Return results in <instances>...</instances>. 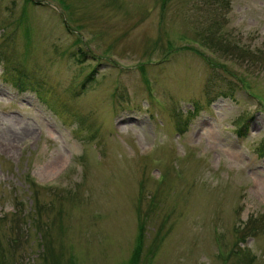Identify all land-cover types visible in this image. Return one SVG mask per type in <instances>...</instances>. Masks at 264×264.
<instances>
[{"label":"rangeland","instance_id":"374dc122","mask_svg":"<svg viewBox=\"0 0 264 264\" xmlns=\"http://www.w3.org/2000/svg\"><path fill=\"white\" fill-rule=\"evenodd\" d=\"M133 254L264 264V0H0V264Z\"/></svg>","mask_w":264,"mask_h":264},{"label":"trees","instance_id":"16d2710c","mask_svg":"<svg viewBox=\"0 0 264 264\" xmlns=\"http://www.w3.org/2000/svg\"><path fill=\"white\" fill-rule=\"evenodd\" d=\"M88 79H89V75H88ZM212 84L207 85L208 89L210 88L209 86L212 85ZM216 85L219 86L217 88V90L215 91L217 97H219V96L227 97V96H229L231 94L230 91H227V89L224 88V85H221V84H216ZM252 118H253V116H249L248 120H251ZM246 123H247V121H246ZM239 125L243 126V123H239ZM36 211L38 213L39 209H37ZM141 230H143V227L141 228ZM248 230L250 231L249 234H255L256 231L258 230V227H249ZM247 233L248 232L244 233V231L242 233H240L242 235V239L241 240H244V238L246 237L245 234H247ZM141 239H143L142 233H140V241H141ZM138 260H139V255L137 256V254H133L129 264H135V263L138 262Z\"/></svg>","mask_w":264,"mask_h":264}]
</instances>
